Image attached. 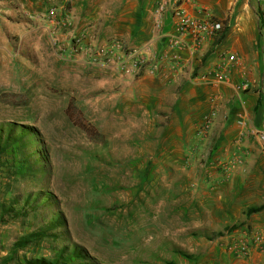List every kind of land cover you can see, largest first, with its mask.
Here are the masks:
<instances>
[{
	"label": "rangeland",
	"instance_id": "1",
	"mask_svg": "<svg viewBox=\"0 0 264 264\" xmlns=\"http://www.w3.org/2000/svg\"><path fill=\"white\" fill-rule=\"evenodd\" d=\"M105 3L0 0V133L37 137L0 151V204L27 212L0 208V264L60 250L80 251L82 264H264L261 207L237 197L230 164L205 169L203 140L184 143L138 82L159 71L125 77L123 55L137 47L105 36V23L80 30L78 14L91 27L118 9ZM55 219L64 224L13 248Z\"/></svg>",
	"mask_w": 264,
	"mask_h": 264
},
{
	"label": "crops",
	"instance_id": "2",
	"mask_svg": "<svg viewBox=\"0 0 264 264\" xmlns=\"http://www.w3.org/2000/svg\"><path fill=\"white\" fill-rule=\"evenodd\" d=\"M156 2L106 0L104 6L118 9H111L91 27L81 21H88L90 15L78 14L80 30H99L105 23V36L120 35L129 46L149 47L159 72L152 79L144 73L138 82L157 94L159 109L168 106L172 111L171 122L184 143L203 140V159L211 160L205 169L230 164L237 197L245 206L261 207L253 219L264 231V26L260 21L264 22V0H182L190 16H198L197 10L204 8L223 29L205 38L196 50L180 51L178 63L171 59L175 51L166 43L167 36L176 32L170 14L164 15L160 31L154 27ZM164 53L170 58L164 59ZM227 55H235L240 64L222 66ZM215 68L223 71L224 81L213 78ZM161 95L167 101H160Z\"/></svg>",
	"mask_w": 264,
	"mask_h": 264
},
{
	"label": "built area",
	"instance_id": "3",
	"mask_svg": "<svg viewBox=\"0 0 264 264\" xmlns=\"http://www.w3.org/2000/svg\"><path fill=\"white\" fill-rule=\"evenodd\" d=\"M170 14L174 22L176 32L167 36V47L175 51L171 59L178 63L180 60L178 53L184 48L189 47L196 50L205 38L217 36L223 26L220 22L215 21L209 12L204 8L197 10L196 17L190 16L183 7L182 0H157L154 7V27L160 31L163 25L165 14ZM117 47L124 51V45L117 43ZM164 59L170 58L164 53ZM174 62V63H175ZM240 64L239 58L235 55H227L222 62V66H237ZM122 74L125 77H136L147 70L151 74L159 71V62L151 57L149 47H137L128 49L123 55V61L120 65ZM211 75L217 82L225 80V74L219 68L211 71Z\"/></svg>",
	"mask_w": 264,
	"mask_h": 264
},
{
	"label": "trees",
	"instance_id": "4",
	"mask_svg": "<svg viewBox=\"0 0 264 264\" xmlns=\"http://www.w3.org/2000/svg\"><path fill=\"white\" fill-rule=\"evenodd\" d=\"M36 140L37 137L35 134L28 135L26 133H21L15 137L6 136L5 138H2L0 133V151L5 150L7 147H14L13 149L24 152L28 143H35ZM6 204L7 205L3 203L0 204V208L4 213L10 214V217L14 220L27 213L24 209L25 205H21L17 200L15 201L11 199L7 201ZM63 224V220L55 219L52 224L49 223L45 228L21 237L13 245V248L18 250L20 248H24L27 244L34 240L43 239L50 230L60 227ZM83 260L84 255L80 251L72 250L71 252L65 254L63 250H60L57 255L53 256L52 259L33 258L19 264H82Z\"/></svg>",
	"mask_w": 264,
	"mask_h": 264
}]
</instances>
